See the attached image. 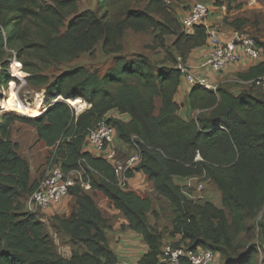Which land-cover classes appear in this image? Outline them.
Listing matches in <instances>:
<instances>
[{"label":"trees","instance_id":"1","mask_svg":"<svg viewBox=\"0 0 264 264\" xmlns=\"http://www.w3.org/2000/svg\"><path fill=\"white\" fill-rule=\"evenodd\" d=\"M166 1L147 0L143 10L123 6L109 14L111 0H97L95 9L80 12L78 0H0V88L10 85L2 107L16 114L1 113L0 109V264L118 262L99 205L80 187H69L72 209L50 217L56 230L83 247L68 257L56 251L43 221L21 208L20 199L29 196L39 180L32 177L28 161L11 139L16 121L32 125L37 140L55 148L64 172L77 169L84 160L91 174L90 187L109 201L126 220V227L147 245L137 264H166L159 260V238L148 226L152 199L131 190L127 181L119 185L104 159L83 150L88 130L103 116L115 127V138L139 149L141 160L135 171L177 211L173 234L181 238L185 250L210 248L216 259H221L220 264H264L259 251L243 239L264 205L263 91L248 88L232 92L224 86L209 89L193 85L187 92V105L196 114L185 120L176 100L180 82L177 62L155 66L142 53L131 57L118 54L102 75L85 66L51 76L44 73L90 52L98 42L104 52H119L118 39L126 28L163 31L164 23L152 13L164 10ZM223 1L214 0V4ZM180 38L193 50L205 44L206 34L202 26H196L192 34L181 30L175 42ZM256 43L264 53V45ZM9 56L15 57V69L24 74L30 87L43 89L45 107L35 117H20L24 115L15 109ZM180 60L186 61L183 52ZM262 73L264 61L237 77L251 80ZM79 99L88 107L76 113L66 100L71 104ZM112 110L128 115L129 120L106 116ZM196 153L200 160H194ZM133 174L127 172V179ZM178 177L211 181L220 192L223 207L189 199L184 186L175 181Z\"/></svg>","mask_w":264,"mask_h":264},{"label":"rangeland","instance_id":"2","mask_svg":"<svg viewBox=\"0 0 264 264\" xmlns=\"http://www.w3.org/2000/svg\"><path fill=\"white\" fill-rule=\"evenodd\" d=\"M97 0H78V11L85 9H95ZM193 0H167L164 10L154 11L152 16L164 23L161 31L152 27H143L138 30L126 28L120 38L118 39V45L120 51L117 53L104 52L101 47V42H98L93 50L85 52L79 55L76 59L69 63H61L56 65L44 73L51 76L58 74L64 70L76 67L85 66L90 70L96 71L99 75H102L105 70L111 66L115 55H124L131 57L137 53H142L148 57L150 62L155 66L170 65L180 60L181 52L184 53L186 59L192 53L190 49V43L180 38L177 42L176 39L181 33L178 24V18L182 11H184ZM147 0H111L112 11H118L123 6H127L131 9L143 10L146 6ZM210 11L208 14V21L218 29L236 28L235 22L239 23L238 29L243 30L256 39L258 43L264 45V0H224L222 5L214 4V0H209ZM9 52V50H7ZM10 65L8 70L12 73V64L16 61L13 56L8 57ZM14 94L16 97L17 106L16 110L21 112L24 116L20 117H35L37 112L41 111L45 105L42 103L43 89H36L30 87L24 79V74L15 76L14 80ZM9 83L7 87L0 88V109L1 113H10L5 111L2 107V103L8 97ZM250 88L254 92H259L258 89L252 85L244 84L242 88L238 90ZM61 99V98H59ZM181 106L183 102L179 101ZM73 107L76 113H80L88 107V105L79 99V102L74 100L69 103ZM180 106V108H181ZM180 112V111H179ZM19 116V115H17ZM10 136L13 141H16L19 145L18 152L24 157L30 167L32 177L40 180L45 172L50 157L54 156L55 148L47 147L42 141L37 140L35 129L32 125L26 122L16 121L10 130ZM117 143L118 156L123 159L134 153L135 146L127 147L117 138H115V144ZM123 145L125 148L119 151V146ZM58 159V163L61 161L60 154L56 153L54 158ZM136 173V174H135ZM74 180L72 187H80L85 193L91 195L96 203L99 205L104 218L107 221V225L112 233L115 230L125 231L128 229L126 224H121L120 220H124L119 212H114L113 206L109 201L99 192L92 189L89 185L90 172L86 168L84 160H80L78 168L71 170L68 173ZM175 181L182 186L190 183L191 189L188 192L193 198L201 197L200 201H211L218 207H223L221 202L220 192L211 181H203L185 178H175ZM128 187L135 189L137 193L142 196H148L152 199L153 207L152 212L147 214L148 226L150 230L156 235L158 245L160 249L165 244H173L174 247H183V241L177 234H173V228L176 221H178V213L174 207L162 196L153 191L152 184L149 182L141 172L135 171L133 177L127 181ZM199 184L202 185V189L199 190ZM137 185H141L142 188H135ZM29 196H24L20 199L21 208L26 210V202ZM74 205L73 197L68 194L56 207L49 208L46 211L36 214V217L40 218L45 224L46 230L51 235L54 243V247L58 253L64 257H68L72 251H82L83 247L80 244H74L69 240L67 234L62 231L56 230L50 221V217L53 215H61L69 212ZM124 223V222H123ZM127 223V222H126ZM264 205L261 211L257 214L255 219L250 223L251 230L249 233L243 236V239L247 240V243L254 246L259 251V257L261 261H264ZM110 247L114 251V244L117 243L114 240V234H107ZM142 238V237H141ZM143 243V239L140 240ZM140 247V245H138ZM135 249V248H134ZM148 249V248H147ZM116 251V249H115ZM123 251L118 250V253H127L129 256L126 263L137 264L135 254L139 253L138 250ZM115 253V252H114ZM132 253V254H131ZM116 254V253H115ZM119 257V259H121ZM219 259V257H218ZM221 260V259H219ZM120 262V261H118ZM122 263V262H121ZM124 264V263H122Z\"/></svg>","mask_w":264,"mask_h":264},{"label":"built area","instance_id":"3","mask_svg":"<svg viewBox=\"0 0 264 264\" xmlns=\"http://www.w3.org/2000/svg\"><path fill=\"white\" fill-rule=\"evenodd\" d=\"M209 11L208 1L193 0L178 18L180 28L186 34H192L196 26H202L205 30V44L195 48V51L201 57L198 65L200 69L218 73L224 71L230 64L244 60L259 61L261 59L263 50L257 45L254 37L240 29L229 28L223 31L218 29L208 21ZM13 58L15 59V57ZM175 67L180 73L178 97L185 89L189 91L193 85L212 88L209 77L194 70L186 61L179 60ZM10 76L14 78L16 75L10 72ZM249 83L257 89L264 90V73L252 78ZM106 118L103 116L98 119L95 125L88 130L83 150L92 156L104 159L113 168L118 184L122 185L125 181H128L126 173L135 172V167L140 162L141 155L136 147L134 153L126 158L121 159L118 156L115 145L116 130ZM194 160H200L198 153H196ZM67 173L61 169L54 156L50 157L45 172L35 189L29 194L26 211L36 215L49 208L56 207L67 197L69 187L74 184V180ZM185 179H188V181L191 179L197 180L196 177ZM189 185L188 182L184 189H191ZM198 189H202L201 184H199ZM185 194L189 199H201V197L193 198L188 192H185ZM215 259L216 254L210 248L197 247L191 251L185 250L183 247H174L170 243L161 248L159 255V260L166 264H213ZM114 264L122 263L117 262Z\"/></svg>","mask_w":264,"mask_h":264},{"label":"crops","instance_id":"4","mask_svg":"<svg viewBox=\"0 0 264 264\" xmlns=\"http://www.w3.org/2000/svg\"><path fill=\"white\" fill-rule=\"evenodd\" d=\"M220 30H222V29H220ZM223 30H226V29H223ZM200 59H201L200 54L197 53V51H195V49H193L190 56L186 59V62L188 65L193 67L194 70H196L198 72H202L209 77L210 83L212 85L211 89H215L217 86H224L232 92H238V91H240L238 89L242 88L244 84L250 85V83H249V80L239 79L237 77V74L238 73H244L251 66L258 64L261 61H264V53H263V55L259 61L244 60V61L239 62V63L230 64L224 71L218 72V73L211 72V71H205L203 69H200L198 66ZM261 91L264 92V90H261ZM187 92L188 91L185 89L184 92L179 95V97L176 95V100L178 102L180 100H181V102H183V105L181 106V108L179 110L180 111L179 114L185 120H187L189 117L194 116L196 114L195 111H192L188 108ZM106 116L117 117L123 121L129 120L128 115L119 114L113 110L108 112L106 114ZM115 145H116V147H118L117 143ZM125 146H127V145H125ZM125 146L120 145L118 148L119 151H120V149L122 150L123 148H125ZM127 147H129V146H127ZM137 187L142 188L141 185H137L135 188H137ZM131 190H133L134 192L137 193V191L135 189H131ZM137 194H139V193H137ZM139 195H141V194H139ZM114 212H118V211L116 209H114ZM120 222H122L121 224H126L125 219L120 220ZM107 234H114V240H116V242H117L114 244V246L116 245L114 248V252L116 253V255L118 257V261H120L124 264H128V263H126L127 262L126 260H127L129 255L127 253H118L117 252L118 250H123L126 252H127V250H131V252H134L132 250H138L139 253L135 254V257L137 256L135 259H138V257L140 255H142L143 253H145L147 251V245L144 242L143 243L140 242V240H142L141 236L134 233L130 229H126L125 231L124 230L123 231L115 230L114 233H112L110 230H107ZM138 245H140V247ZM115 249H116V251H115ZM121 256H122V258L119 259V257H121ZM129 264H131V263H129ZM213 264H220L219 259H216Z\"/></svg>","mask_w":264,"mask_h":264},{"label":"bare ground","instance_id":"5","mask_svg":"<svg viewBox=\"0 0 264 264\" xmlns=\"http://www.w3.org/2000/svg\"><path fill=\"white\" fill-rule=\"evenodd\" d=\"M15 64H16V61H14L13 64H12V70H13V72H14L15 75L20 76V75L17 73L16 69H15ZM67 101H68V100H67ZM76 101H77V100H76ZM68 103H69V101H68ZM17 107H19V106H17Z\"/></svg>","mask_w":264,"mask_h":264},{"label":"water","instance_id":"6","mask_svg":"<svg viewBox=\"0 0 264 264\" xmlns=\"http://www.w3.org/2000/svg\"><path fill=\"white\" fill-rule=\"evenodd\" d=\"M56 100H57V99H56ZM56 100H55V101H56ZM55 101H54V102H55ZM66 102L68 103V101H67V100H66ZM68 104H69V103H68ZM71 106H72V105H71Z\"/></svg>","mask_w":264,"mask_h":264}]
</instances>
